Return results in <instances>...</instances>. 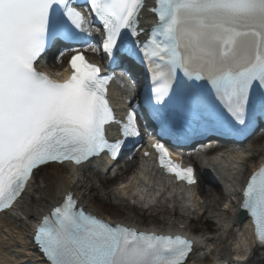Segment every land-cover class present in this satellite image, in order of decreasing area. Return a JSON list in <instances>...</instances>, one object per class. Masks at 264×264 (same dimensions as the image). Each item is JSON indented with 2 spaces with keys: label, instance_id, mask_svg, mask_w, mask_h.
Here are the masks:
<instances>
[{
  "label": "snow or ice",
  "instance_id": "6c2138e0",
  "mask_svg": "<svg viewBox=\"0 0 264 264\" xmlns=\"http://www.w3.org/2000/svg\"><path fill=\"white\" fill-rule=\"evenodd\" d=\"M144 7V0H0V211L12 209L41 167L78 175L102 154L117 161L140 142V119L157 137L150 148L159 167L188 185L197 183L194 169L174 163L168 144L247 136L264 124V0H156V23L141 42ZM94 23L102 25L99 44L90 42ZM75 44L102 50L109 68L128 64L129 75L136 61L144 66L142 102L131 105L141 95L133 81L123 121L106 98L114 75ZM52 51L57 60L75 53L63 81L39 70ZM111 124L119 125L114 140ZM240 207L264 247V166L247 181ZM31 241L48 264H188L194 251L181 235L98 219L71 191L38 218Z\"/></svg>",
  "mask_w": 264,
  "mask_h": 264
},
{
  "label": "bare ground",
  "instance_id": "6f19581e",
  "mask_svg": "<svg viewBox=\"0 0 264 264\" xmlns=\"http://www.w3.org/2000/svg\"><path fill=\"white\" fill-rule=\"evenodd\" d=\"M92 37L91 42H95L96 37ZM86 52L89 60H97L96 52L90 50ZM62 60L63 57L60 60L56 59L55 62L59 63ZM47 67L51 68L52 65L47 64ZM42 68L47 69L45 66ZM63 69L59 70L61 73L55 76L56 79L65 76ZM110 97L118 113L121 112L122 100L129 98L127 85L123 81H118L111 89ZM142 124L144 126V122L141 126ZM242 150L244 151L237 153L227 151L221 156L207 160L204 169L219 186L210 184L208 181L209 188L203 190L202 188L184 190L173 185L170 180L163 179L151 169L149 155L145 156L143 153L136 164L135 171L128 175L123 183L124 187L116 186L106 192V195L114 201L124 203L134 201L138 205L150 206L148 218H151L153 212L167 215L169 218H174L180 225H184V230L189 229L184 222L190 215H209L217 220L216 226L219 225L220 228L215 230L212 237L205 239L201 236L196 240L195 255L190 258L188 264H214V259L219 260L218 264L230 263L236 253L242 252L251 245V233L247 225L238 227L233 218L236 206L233 205L232 200L237 198L241 176L256 169L259 166V163H256L257 160L264 158V142L260 146L250 143L242 147ZM202 157L203 155L194 154L195 162L198 163L199 158ZM131 165L130 162L127 164L128 169ZM60 167L63 170L60 171ZM94 170L97 173H94ZM105 171L106 165L100 162L81 167L78 175H73L66 166H59V168L44 171L38 186L34 185L33 179L16 209L0 218V264H45L28 241L27 222L33 221L37 214L44 213L49 207L59 203L62 195L67 191L71 190L79 204L87 211L99 214L109 222L119 221L94 208V200L98 199L99 191H103L106 180ZM226 204L228 207L223 208ZM128 205H118L117 208L129 210ZM167 205H172L176 210H169ZM177 209H180L187 217L181 216ZM189 223L191 224L192 221ZM129 225H136V223L130 221ZM167 229L173 230L174 223L168 224ZM205 244H209L212 249L208 248L206 252ZM210 257L212 259H209ZM246 264H264V251L252 252Z\"/></svg>",
  "mask_w": 264,
  "mask_h": 264
},
{
  "label": "rangeland",
  "instance_id": "374dc122",
  "mask_svg": "<svg viewBox=\"0 0 264 264\" xmlns=\"http://www.w3.org/2000/svg\"><path fill=\"white\" fill-rule=\"evenodd\" d=\"M56 65L57 66H54V68L59 70V69H61L64 66V63H60L59 65L58 64H56ZM263 140H264L263 137H261L258 140L259 144L258 145L254 144V145L255 146H259ZM135 164L136 163H133V167L130 168V171L128 172V174L122 175L120 177V181H118V182H124L126 180L127 176L131 172H133L135 170ZM49 170H50V167L46 168V169L40 171L38 174H36L35 180H34V183H36V186L39 185L41 174L44 171L47 172ZM61 170H63V169L60 168V171ZM117 184L118 183L116 182V183H113L110 186L105 185L103 191H99L98 199H95L94 203H93L95 209L101 210L105 215L112 216L115 219L122 220V221L127 222V223L130 222V221H133L134 223L142 222L147 227L153 225L156 228H163V227H167L168 224L169 225L173 224V222L175 221L174 218H169L167 215L156 214V212H153L151 214V218H148V213H150V211L148 213L142 214L140 212V210H139V207L136 206V205L135 206L128 205L130 207L129 210H119L117 208V205H122L124 203L123 202H119V204H118L116 201L108 198L107 195H106V192L108 190L116 187ZM203 187L205 188V186H202V188ZM206 187H208V186H206ZM206 189H208V188H206ZM170 206L171 205H167V207L169 209H170ZM192 218L194 220H196V216H192ZM207 220L214 221L212 218H209V216L206 215V216L200 218L196 223H191L190 224L187 221H185L184 224L187 225L191 230H195L196 232H198L200 234V236H202V235H206V227L204 225V221H207ZM212 229H213L212 231L214 232L215 229H216L215 224H212Z\"/></svg>",
  "mask_w": 264,
  "mask_h": 264
}]
</instances>
